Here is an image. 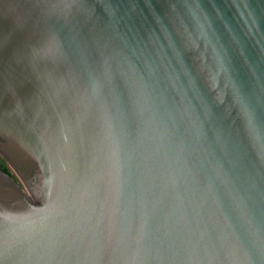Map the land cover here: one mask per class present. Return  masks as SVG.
<instances>
[{"label": "water", "instance_id": "water-1", "mask_svg": "<svg viewBox=\"0 0 264 264\" xmlns=\"http://www.w3.org/2000/svg\"><path fill=\"white\" fill-rule=\"evenodd\" d=\"M0 264H264V0H0Z\"/></svg>", "mask_w": 264, "mask_h": 264}, {"label": "trees", "instance_id": "trees-1", "mask_svg": "<svg viewBox=\"0 0 264 264\" xmlns=\"http://www.w3.org/2000/svg\"><path fill=\"white\" fill-rule=\"evenodd\" d=\"M0 171L7 173L12 176L15 180H17L15 174L11 171L5 160L0 156Z\"/></svg>", "mask_w": 264, "mask_h": 264}]
</instances>
